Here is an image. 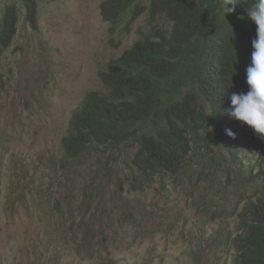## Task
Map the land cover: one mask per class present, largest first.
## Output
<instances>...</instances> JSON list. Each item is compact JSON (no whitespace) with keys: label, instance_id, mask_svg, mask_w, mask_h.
Segmentation results:
<instances>
[{"label":"rangeland","instance_id":"obj_1","mask_svg":"<svg viewBox=\"0 0 264 264\" xmlns=\"http://www.w3.org/2000/svg\"><path fill=\"white\" fill-rule=\"evenodd\" d=\"M38 1L33 23L22 0H0V22L11 3L20 11L0 63V264H229L240 227L237 214L230 217L234 205L243 206L245 190L264 189L259 155L246 142L228 180L226 169L206 164L211 154L222 157L210 123L204 138L211 148L194 145L167 185L158 178L134 186L137 148H122L119 162L107 163L99 150L65 160L73 112L88 92L105 91L99 71L149 21L144 15L129 25L128 15L112 33L100 14L103 0ZM196 194L209 210L195 208Z\"/></svg>","mask_w":264,"mask_h":264},{"label":"trees","instance_id":"obj_2","mask_svg":"<svg viewBox=\"0 0 264 264\" xmlns=\"http://www.w3.org/2000/svg\"><path fill=\"white\" fill-rule=\"evenodd\" d=\"M147 1L101 3V16L113 32L132 6L133 19L146 12L151 29L140 30V38L99 71L105 91L88 92L74 112L62 142L64 159L99 150L107 163L119 162L122 148H137L132 166L141 177L134 178V186L141 189L157 177L167 185L170 176L187 166L194 145L211 148L204 138L211 123L222 157L211 154L214 162L206 164L226 169V178L233 179L231 171L244 161L239 154L248 142L259 155V177L264 176V139L229 114L231 93L248 90L245 69L251 59L252 24L244 17L245 5L225 17L220 0ZM23 3L27 20L34 19L38 0ZM15 6L0 25V45L12 42L16 21L9 13L15 16ZM164 14L173 21L171 28L162 24ZM229 130L234 135H228ZM257 190L242 192V200H247L241 207L242 202L236 204L238 213L230 216L237 214L240 232L233 238L235 252L229 264H264V189ZM199 202L204 210L212 206Z\"/></svg>","mask_w":264,"mask_h":264},{"label":"clouds","instance_id":"obj_3","mask_svg":"<svg viewBox=\"0 0 264 264\" xmlns=\"http://www.w3.org/2000/svg\"><path fill=\"white\" fill-rule=\"evenodd\" d=\"M220 1L223 2V4H222V16H225V17L228 15H231V14H235L237 12V8L239 6L245 5V7H244L245 16L244 17H246V19L248 21H250L252 24V28H251V32H250V38H249V46L251 45V47H252L251 59L247 58L246 61L250 60V63L247 65V67L245 69V77H246V84L248 85V90L246 92H239V93L232 92L231 93L230 100H231V106L232 107H231V111L229 114L232 117H234L235 119L242 121L244 124H246L251 129H253L254 132L259 136L260 139H264V0H220ZM22 2H23V0H22ZM144 2H145V4H149L147 0H144ZM14 3L16 4V6L14 8L15 16L13 15V12H10L9 15H10V17H13L15 19L16 29H15V32L13 34V39H12L11 44L8 45L7 42L5 41L3 44L0 45V50H1V52H0V63L4 59L7 50H9L12 47V44L14 42V38H15V36L17 34V30H18V23L20 20V13H19L20 11L18 8V3L17 2H14ZM11 6H13V3L8 5L7 9L5 10V14H4V16L0 22V25L4 22V18L8 14ZM38 7H39V1H38ZM25 8H26L25 20L28 22L31 21V22L35 23L36 19L38 17V9H37V12L34 16V19L27 20L28 10H27L26 6H25ZM100 14H101V6H100ZM128 15H130V18L128 20L129 25H131L133 22H136L138 19H140L144 15L148 16V14L145 12L144 14H142L141 16H139L138 18H136L134 20L133 19V6H132L130 8V10L123 16V18L120 21V24L118 25V27L116 29L120 30L122 20L124 18H126ZM163 21L169 22L170 26L167 24H164L166 27L171 28L173 26V21H171L167 17V15H165V14H164V19L161 22H163ZM106 23H108V22H106ZM110 29H111L112 33H114L116 31V29H115V31L113 32L111 27H110ZM150 29H151V24L149 21V28H148V30H145V31H149ZM142 30H144V29H142ZM120 42H121V40L118 41L116 44H119ZM236 42L239 46L242 47L240 42H238V41H236ZM0 86H1V78H0ZM76 109H75V111H76ZM74 112L72 114L70 123L73 119ZM70 123H69V126H68V129H67L65 136L68 133ZM227 134L228 135H234L230 130L228 131ZM62 142H63V140H62ZM62 148H63V145H62ZM63 158H64V155H63ZM77 159H80V158H77ZM70 160H76V159H70ZM138 174L141 177V174L139 172H138ZM158 178L159 177H157L156 180H158ZM166 179L168 180V177H166ZM159 181L161 182L160 178H159ZM193 198L197 204V205H195V208L198 210L204 211L203 205H201L199 202V201H203L201 196L199 195V198H198V196L196 194L195 196H193ZM233 203L234 202L232 201V204ZM230 206H231V203H230V205H226V208H224V209L228 210V208ZM211 218L214 220V217H211ZM216 220H218V219H216ZM239 232H240V230L238 229L235 236ZM235 236H231V238H230V247H231V250H233L234 252H235V250L233 248V238Z\"/></svg>","mask_w":264,"mask_h":264}]
</instances>
